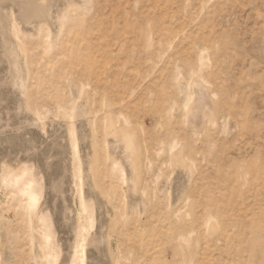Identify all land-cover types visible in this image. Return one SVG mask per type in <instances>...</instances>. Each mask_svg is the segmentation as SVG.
<instances>
[{
	"label": "rangeland",
	"instance_id": "rangeland-1",
	"mask_svg": "<svg viewBox=\"0 0 264 264\" xmlns=\"http://www.w3.org/2000/svg\"><path fill=\"white\" fill-rule=\"evenodd\" d=\"M0 14V264H264V0Z\"/></svg>",
	"mask_w": 264,
	"mask_h": 264
},
{
	"label": "bare ground",
	"instance_id": "bare-ground-1",
	"mask_svg": "<svg viewBox=\"0 0 264 264\" xmlns=\"http://www.w3.org/2000/svg\"><path fill=\"white\" fill-rule=\"evenodd\" d=\"M26 1V0H25ZM21 2V1H20ZM39 2V1H38ZM4 6V5H3ZM9 6V5H8ZM23 8L25 7V9H27V8H32V9H34L35 10V12L37 13L36 15H39V16H49V17H51V14L47 11V5L46 4H35V2H30V3H28V4H25V5H23L22 6ZM50 7V6H49ZM3 8V7H2ZM15 10V9H14ZM34 15V14H33ZM32 15V16H33ZM77 15V14H76ZM27 17H29V18H31L30 17V15H25V18H27ZM37 17V16H36ZM69 18V17H68ZM3 19H5L4 17H3V15H1L0 14V23H1V25H2V23H3ZM30 22V21H29ZM57 30V29H56ZM3 39L4 40V44L6 43L7 45V47H9V41H11L12 39H11V36H10V32L9 31H7V28L5 27V26H1L0 27V39ZM1 39V40H2ZM15 53V52H14ZM15 56V58L17 57L18 58V55H14ZM18 76H19V72L17 71V72H15V79H18ZM113 142V141H112ZM80 197V196H79ZM82 206V205H81ZM85 206V205H84ZM81 213V212H80ZM212 214V213H211ZM82 215V214H81ZM84 222V221H83ZM82 222V223H83ZM90 226V225H89ZM84 229V228H83ZM89 231V230H88ZM82 232V231H81ZM85 232L83 231V235H86V234H84ZM83 244V243H82ZM81 244V246H83ZM85 245V244H84ZM80 246V245H79ZM86 246V245H85ZM84 246V247H85ZM82 248V247H81ZM77 252H78V250H77ZM78 255V254H77ZM76 255V256H77Z\"/></svg>",
	"mask_w": 264,
	"mask_h": 264
}]
</instances>
